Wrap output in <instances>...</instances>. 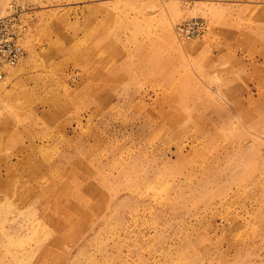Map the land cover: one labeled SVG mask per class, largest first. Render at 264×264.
I'll return each instance as SVG.
<instances>
[{
  "label": "rangeland",
  "instance_id": "374dc122",
  "mask_svg": "<svg viewBox=\"0 0 264 264\" xmlns=\"http://www.w3.org/2000/svg\"><path fill=\"white\" fill-rule=\"evenodd\" d=\"M9 15L0 264H264V0H0Z\"/></svg>",
  "mask_w": 264,
  "mask_h": 264
},
{
  "label": "built area",
  "instance_id": "2783aa9c",
  "mask_svg": "<svg viewBox=\"0 0 264 264\" xmlns=\"http://www.w3.org/2000/svg\"><path fill=\"white\" fill-rule=\"evenodd\" d=\"M186 39L198 37L205 31L199 21L189 22L180 27ZM23 57V50L17 41L12 15L0 18V80L4 78V69L13 67Z\"/></svg>",
  "mask_w": 264,
  "mask_h": 264
}]
</instances>
